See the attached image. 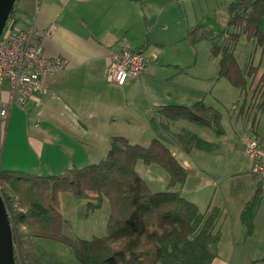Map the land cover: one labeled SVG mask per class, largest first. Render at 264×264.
Returning a JSON list of instances; mask_svg holds the SVG:
<instances>
[{
	"label": "crops",
	"instance_id": "1",
	"mask_svg": "<svg viewBox=\"0 0 264 264\" xmlns=\"http://www.w3.org/2000/svg\"><path fill=\"white\" fill-rule=\"evenodd\" d=\"M174 3V0H16L7 23L17 30H34L44 55L65 59L66 68L44 77L42 92L34 93L24 107L15 102L7 119L4 122L0 119V170L55 176L73 166L97 164L108 154L112 138L124 137L116 130L130 127L141 117L150 127L152 120L157 129L145 134L150 140L146 146L158 139L175 159L177 155L185 157L183 161L177 159L188 171L179 188L181 195L200 212L211 207L222 210L217 254L210 264H264V215L261 216L264 197L254 213L250 235L247 236L239 220L244 205L256 190H262V178L250 172L247 161L246 170L227 172L221 182L208 179L207 170L239 166L231 154V141L225 139V130L220 135L209 132L208 137V127L181 119H161L162 107L190 108L203 102L205 89H193L186 84L187 73L197 64L203 63L211 82L215 83L218 72L211 42L190 40L189 33L198 19L187 17L190 22L185 18L186 24L177 23L180 26L177 32L172 31L169 14L173 15L170 9ZM123 46L143 49L148 64L138 81L128 80L123 86H114L106 80V69L110 54L118 53ZM3 86L0 108L2 99L7 98V81ZM178 136H195L208 144V149L192 147L187 152ZM124 138L137 144L128 136ZM240 138L235 149L238 151L239 145L243 152ZM190 158L201 162L197 166L204 173L201 180L205 182V190L184 191L192 175H196Z\"/></svg>",
	"mask_w": 264,
	"mask_h": 264
},
{
	"label": "trees",
	"instance_id": "2",
	"mask_svg": "<svg viewBox=\"0 0 264 264\" xmlns=\"http://www.w3.org/2000/svg\"><path fill=\"white\" fill-rule=\"evenodd\" d=\"M198 30L201 33L196 36ZM212 32L197 24L189 37L191 42L210 41L211 53L218 59L217 77L225 78L235 88L246 89L247 78L253 79L258 69L252 65L241 69L233 53L241 36L264 51V0H233L228 5L226 25L216 37ZM257 85L264 89V71ZM263 105L264 96L258 107ZM159 112L167 121L181 119L214 127L216 134H223L219 112L202 101L190 108L165 106ZM178 139L187 152L192 147L208 149V144L195 136ZM139 161L156 164L168 173L166 190L149 189L136 172ZM187 175L162 141L154 139L148 146H141L130 144L124 137L112 138L108 154L99 163L84 168L73 166L59 175L0 170V194L10 220L15 264L33 258L25 246H31L27 247L32 252L38 239L70 248L79 264H210L217 254L218 222L223 213L217 207L200 212L181 195L179 188ZM64 191L89 200L88 208H99L107 201L110 213L104 237L87 241L63 234L58 195ZM261 198V190H256L240 213L247 235L252 232L251 223Z\"/></svg>",
	"mask_w": 264,
	"mask_h": 264
},
{
	"label": "rangeland",
	"instance_id": "3",
	"mask_svg": "<svg viewBox=\"0 0 264 264\" xmlns=\"http://www.w3.org/2000/svg\"><path fill=\"white\" fill-rule=\"evenodd\" d=\"M232 1L233 0H183L175 2L173 8L170 9L173 11V15L171 16L169 14L170 20L172 21L170 22L171 29L176 33L180 27L177 23L186 24L185 18L189 17V19L193 20L198 19L196 24H202L206 32L213 31L212 35L216 37L227 23L228 5ZM200 33L201 30H198L195 35L198 36ZM233 55L241 69H245L249 65L258 69L253 79L250 76L247 78L246 89L235 88L225 78L217 77L215 83L214 80L211 82L202 62L197 64L186 75V84L188 86L193 89H205V96L202 103L219 112L221 129L226 132L225 139L231 141L233 147L231 154L233 158L238 160L239 166L230 168L229 170L226 169V166L223 167V170H207V178L215 179L216 182H221L220 179H222L227 172H234L239 168H241V170H246V162L249 160L243 153L244 149L242 152L239 145L238 151L235 149V144H238V137H241V144V140L245 135L264 139V105L261 108L258 107L263 100L264 89L263 86L257 85V79L264 71V51L252 41H248L244 36H241L235 46ZM138 102L140 103L139 98ZM161 116L162 115H160V117ZM161 119L167 120L163 116ZM235 120L237 123L234 122ZM155 126L156 125L151 120L150 127H148L147 120L145 121L144 118L141 117L133 121L130 127L126 126L127 128H120L116 130V132L121 136H128L134 141L133 143L146 146L150 140L149 138H145V134L148 130H153V128L157 129ZM206 131H208L206 134L210 137L209 132L214 134L215 128L208 127ZM1 145L2 143H0V148ZM177 154L179 153L176 152V155ZM177 159L183 161L185 157L177 155ZM189 160L192 168L195 169L196 175H192V179L189 180V183L184 187V191H191L192 193L197 192L199 188H201V191L205 190V188H203L205 182L201 180V178H204V173L198 168L199 166H197L199 164L201 165V162L196 158H190ZM210 164L214 166L212 161ZM136 172L147 182L151 191L157 192L165 190V183L168 182L169 176L168 173L158 165H146L139 161L136 164ZM224 184L225 183L222 184V188ZM261 189V197H264L262 186ZM210 195L213 197L211 193ZM58 198L59 209L64 216H62L64 219L62 232L65 236L90 241L93 238H102L106 235V226L110 213L107 201H103L99 208H88L87 201L89 200L77 199L68 191L59 193ZM90 201L94 204L92 200ZM263 215L264 208L261 216ZM239 220L242 223L240 218ZM242 224L247 232L246 225L244 223ZM256 225L260 227L261 223ZM251 227V231H253V222L251 223ZM17 229H19L18 226ZM35 242L37 245L33 248L32 252L30 248H28L31 246H25L30 254L33 253V258L28 262L25 260L23 264H79L73 251L63 244L44 239H38Z\"/></svg>",
	"mask_w": 264,
	"mask_h": 264
},
{
	"label": "built area",
	"instance_id": "4",
	"mask_svg": "<svg viewBox=\"0 0 264 264\" xmlns=\"http://www.w3.org/2000/svg\"><path fill=\"white\" fill-rule=\"evenodd\" d=\"M147 64L143 49L123 46L118 53L110 54L106 80L114 86H123L128 80L138 81ZM65 68V59L44 55L34 30H17L7 23L0 35V92L4 81L8 83L7 98L2 99L0 108L2 122L15 102L24 107L34 93L43 91L44 77ZM241 141L244 155L250 161V172L263 179L264 193V139L245 135Z\"/></svg>",
	"mask_w": 264,
	"mask_h": 264
},
{
	"label": "water",
	"instance_id": "5",
	"mask_svg": "<svg viewBox=\"0 0 264 264\" xmlns=\"http://www.w3.org/2000/svg\"><path fill=\"white\" fill-rule=\"evenodd\" d=\"M16 0H0V35L14 9ZM0 264H15L10 220L0 194Z\"/></svg>",
	"mask_w": 264,
	"mask_h": 264
}]
</instances>
